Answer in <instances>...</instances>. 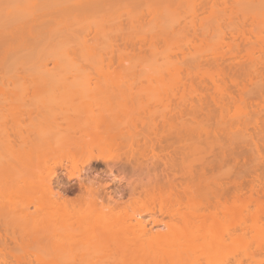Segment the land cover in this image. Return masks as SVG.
<instances>
[{
    "label": "rangeland",
    "instance_id": "1",
    "mask_svg": "<svg viewBox=\"0 0 264 264\" xmlns=\"http://www.w3.org/2000/svg\"><path fill=\"white\" fill-rule=\"evenodd\" d=\"M4 2L0 6V11H2L0 12V17L2 18L0 19V23H5L1 24L2 27L0 29V135L1 133L5 134H2V136H7V139L8 137L12 139L13 135V138H15L14 143H12L13 147L16 138L20 136L21 138L19 140L17 139L18 141L15 144L16 149H13L8 144L9 149H13V153L9 150L8 153H12L10 155L8 153L6 154L4 149V147H8L5 146V143H9V141L3 140L4 143L1 142L0 144L1 147L5 144L2 147L3 151L0 149V156L5 153L7 157H11L8 163L6 161L8 159H5L6 156L0 157V164H2L0 166V219L3 218V222H5L3 223L0 220V223L2 222V225L0 224V234H2V237L5 236V238L3 237L5 240L0 238V258L2 251L6 252L5 248L7 251L8 249L10 250L8 251L10 255L5 254L6 259L3 262L0 259V264H19V261L21 262L20 264H25L26 262H22V260L26 261V259H21L24 256L27 258L30 256L29 264H50L47 258L49 254L46 253L49 251H47L49 246L44 241V238H47V232L49 231L57 233L56 235L58 236L59 234L66 233L68 225L65 217L59 215L60 219L59 217L57 219L56 217L50 216V212H47L49 208L44 193L47 184L45 180L48 179L46 176L50 172V168L57 166L58 174L61 173L60 181L65 185L66 181H68L67 176L56 164H60L62 161L64 163L66 161L65 156L67 155L68 157L73 152L69 147V150H67L66 142L68 137L72 138L88 132L90 133L91 125L93 126L96 123H93L92 119H96V121L97 119H108V121L113 119L116 121L114 118H117V123H119V120H124V123L130 126L128 128L125 127V124H123L125 125L123 128L119 126L123 134L121 136L124 139H127V137L131 138L130 135L134 134L137 135H134V138L138 137L141 139L144 135L148 138L147 136L149 135L146 134L152 135L149 130L154 129V126L157 124L155 128H160L158 131L162 130V135H166L167 137L169 135L168 132L170 133L168 136L169 139H166L170 143L169 145H172V149L165 142L166 139L163 143H166L165 145L167 146L165 150L168 151L170 149V154L174 151L172 155L175 152L178 155L181 152L186 154L184 152H187L186 150L189 146L187 144L188 140H184L185 137L188 139L184 127H179L180 124H178L181 121H186V123L192 122L193 125L207 123L209 125L208 127H210L209 129H212L211 137H218L224 133H229L233 134L232 138L238 134L237 132L234 134L237 127L234 128L233 126L229 129V126L239 121L238 123H241V128L239 127L238 131L242 129L245 136L244 139L242 137V144L240 143L237 146L236 142L234 144L235 147H233L236 149L233 150L236 151L235 155L237 156L238 162L236 161L235 164L233 160L226 159L227 162L224 160L225 162L223 163L227 164L222 165L226 169L234 165L228 169L231 171L229 173L233 178L234 175H237V172L239 176L241 174V180L243 181L240 188L241 192L239 191L241 198L239 197V203L235 204L236 208H238L234 209L236 211L238 210L239 218L241 221L243 220L244 228L242 229L241 238L236 244L227 242L229 245L224 249V253L227 256L236 253L237 258L241 259L240 264H264V0H4ZM45 5L47 6L45 7ZM3 6L4 8H2ZM20 7L24 11H22V14H20ZM12 11L14 14L24 18L23 13L28 14L31 12V14H28V17L26 15L27 18L25 19L27 20L30 17L31 21L34 20L32 23L35 25L33 26L34 28L36 24L40 23L36 29L38 27L40 28H38V32L41 31V35L37 33V30H35L34 35L33 31L35 38L29 43L30 37L28 38L27 35L32 37V33H27L28 27H32V24H28L30 20L19 21L17 19L18 23L15 19L16 24L20 25L22 23L23 26L12 27L15 24V21H12V19L16 16ZM2 16L6 17L4 18ZM8 16L9 18H7ZM31 17L35 19L32 20ZM4 20L6 22L8 20V25ZM24 22L26 23L25 25ZM11 23L13 24L12 26ZM214 23L218 25L216 26V28L218 27L217 29L213 27ZM19 28L21 31H19ZM24 29H26L25 32L23 31ZM212 29L214 30L213 32ZM161 31L163 34H161ZM21 32L23 35L25 33V39ZM44 32L45 35L48 34L47 39L45 38ZM74 34L80 37L82 34L84 38H79ZM125 36H127L126 38L129 41L126 40ZM42 37H44V40ZM26 39H28V43ZM109 39H112L111 41L117 50L121 49L123 51L120 50L122 54L118 52L120 55L114 52L110 65H107L104 57L105 52L102 49L109 44L107 43L106 45ZM124 39L126 43H123L125 42ZM23 40H26V42L24 43ZM34 40H37V42ZM130 41H134L135 43L131 42V44H127ZM140 41L141 46H139ZM32 42L33 44L31 45ZM132 44L134 45L132 46ZM92 48L95 50L92 51ZM97 51V54H99L98 57L95 53ZM103 52L104 54H102ZM38 56L44 57L41 60ZM37 57L38 61L36 60ZM96 57L101 61L100 64H95L98 61H96ZM41 61H45V63L48 61L46 63L48 65V71L45 63L42 64L43 62ZM35 63H39V67L42 68L41 71ZM60 64L66 67L63 70L66 73V78L69 80L63 81L59 77L58 79L60 81L57 79V73H59V68H61ZM34 66L38 68L35 70ZM249 66L251 67L250 69L254 68L258 72L255 76L251 75V78L250 76L243 75L244 73L242 72ZM44 67L46 68L44 69ZM66 69L67 71H65ZM44 72L45 74L47 72L48 75L54 74V76L45 75ZM218 72H223L224 75L221 76ZM71 73L73 74L71 75ZM74 73H78V75L80 73L81 75L78 76ZM42 74L44 75L42 76ZM86 76L89 80L86 79L87 81H84ZM82 77L85 78L82 79ZM256 94H259V101H256V103L250 101L249 97ZM108 97H113L114 99L109 98L108 100ZM30 99L32 102L29 101ZM35 102L40 104H35ZM222 104H225V110L220 106V109L224 111L221 115L219 105ZM190 107H192V110ZM178 108H180L181 113ZM103 114L106 117H101ZM108 115L112 116L111 119H109ZM242 122L244 123L242 124ZM158 123L162 125L160 124L158 126ZM121 124L120 122L117 125ZM152 125L153 128L151 127ZM217 126L223 127V131H219ZM169 127L173 129L171 132ZM176 127L180 128L181 135L183 136L181 137L180 135V142L177 139L174 142L172 140L176 137H173L174 139L170 137L171 134H174L173 132L177 131V129L179 130ZM34 130L36 135L33 133ZM123 131L127 132V135ZM14 132L20 133L16 134ZM141 132L142 134H140ZM8 134L11 136H8ZM239 134L241 135L240 132ZM43 135L47 138L51 137L48 140H54V144H56L55 141H59L60 145L58 142L56 145L59 149L55 147L52 149L47 148L51 147L48 146L49 144L46 145L47 147L35 145L37 150L34 152L35 149L32 147L33 142L30 146L31 149L29 146H25V144L30 143L29 139L39 138L40 140L44 137ZM152 136L159 137L156 134ZM241 136H243V133ZM236 137L238 136H235L233 139H236ZM11 139L10 142H13ZM97 142H93L92 144H97ZM223 142L224 145H227L225 140ZM197 143L200 145L196 144V147L199 146L198 148L201 151L204 142L200 141ZM95 144L92 147L89 145L91 147L90 151H88V148V150L81 152L83 155L80 152L79 154L77 153L79 155L77 158L79 157L81 160L78 158L79 162L77 161L75 164V159H77L75 157L73 172L75 173L77 170L83 172L81 178L94 176L104 183L109 182L108 180L112 179V176L107 175V169L102 164V161H94L89 169L88 166L86 167L85 159L99 156L98 158L103 157L104 159L107 157L109 161L111 160L110 158L114 161V158H116L114 156L118 153L117 157L121 156L119 159L129 154L126 152V147L124 150L121 146L120 150L116 146L101 147L99 145L103 144L101 142L98 145ZM16 145H21L20 151L23 154L21 152L19 154V151L14 152L19 150ZM64 145L65 147H63ZM173 145L175 147L180 146V150H178L179 148H174ZM216 146L213 145L215 148H212V154L215 155L209 153V159L204 155L208 159H204V162L207 161V165L205 163V166L208 167L204 168V162L200 163L202 159L194 161L192 163L191 173L194 170L193 176L199 175L197 169L199 170L200 165L202 167L203 164L201 169L204 168L203 171L205 170L206 174L203 176V171L200 170L202 171V173L199 172L201 174L200 176H203L202 178H206L207 176L212 180H216L215 178H218L217 174H219V178L225 175L227 178L224 176L223 179H217V181L220 183L223 180L221 182L223 185L228 179L225 185H230L232 180H229L231 176L227 174L228 170L227 173L224 172L226 174H223L216 169L219 163L218 161H220L218 153L221 152L218 150L220 148ZM21 147H24V149L29 147V151H24ZM205 147L206 145L204 144V149H206ZM115 149L117 150L115 151ZM204 149L202 150L204 151ZM155 150L157 151V148ZM30 152L32 155L28 154ZM122 152L123 154L125 152L126 155L121 154ZM15 153L16 155L19 154V156H16V159L14 157ZM11 155H14V160L10 161L12 159ZM26 155L30 158L32 156V159L30 161L29 159L27 160L28 157ZM23 157H27L26 160ZM181 157L176 161L178 163L177 166H179V168L176 166L178 169L175 168L177 172H180L178 171L180 169L183 171L184 168L180 165ZM196 158L198 157L196 156ZM22 159L24 162H20ZM116 159L118 160V158ZM210 159L212 160L210 161ZM4 161H6V164H3ZM34 162L36 164L38 162L37 167ZM68 166L69 168L72 167L70 163ZM233 168L235 169L234 172L232 170ZM182 171L181 173L183 174ZM214 173L217 177L213 175ZM182 176L184 177V175ZM182 176L180 182L183 180ZM185 177H187L186 174ZM190 177H187L188 179L186 178L187 180L183 181L192 180L195 183L194 181L198 178L197 176L195 178L193 177L195 180H190ZM202 178L199 177L202 182L200 180H197V182H201L198 185H201L203 188ZM224 179L226 180L224 181ZM212 180L208 183H212ZM75 181L76 179H72L70 183ZM61 183L60 185L63 186ZM117 183H112L111 181L109 189L115 188V185L120 184ZM187 183L192 184V182ZM209 186L211 187L212 185L209 184ZM219 186L220 189L221 184ZM225 188L223 185L220 195L226 191ZM223 189L225 190L224 192ZM212 190L216 191V186ZM211 191L208 192L211 193ZM208 192L203 193L209 195ZM213 193L215 194V192ZM226 193L224 194L226 195ZM203 195L205 194H202V197H198L203 199ZM211 195L209 196L213 199ZM230 205L231 202L227 206L230 207ZM234 209H227V212L230 213L228 215L232 220L234 217L231 214L237 213ZM21 210L24 213L27 211L26 216H29L26 217L28 219L26 220L30 224L25 223L27 226H24L26 230L24 229L23 232L26 231V237L23 236L25 239H21L20 243L19 237L16 236L18 238L16 240L18 241L14 242L15 239L11 241V237L8 238L7 235H18V232L21 231V229L18 231L20 228L18 219L16 218L15 220V216L18 217V213H21ZM227 212L222 215L219 213L217 217L224 215V218L228 220L229 218L225 216ZM150 214L146 213L141 217L142 219L151 218L150 216L153 214ZM121 215L119 218L122 217ZM52 218L57 219V221L53 219V223ZM223 221L226 220L223 219ZM230 221L228 220L227 222ZM6 223H8L7 226H5ZM76 224L74 223V226L78 227ZM225 224L227 225V223ZM225 224L224 226H226ZM228 224L231 225V223ZM230 225L227 226L229 227ZM4 231L7 233L5 234ZM1 243L2 245L4 244L3 247L7 244L4 249ZM21 251L23 257L20 256ZM17 255L18 257H16ZM190 256L193 257L192 253ZM203 257L204 255L202 259ZM63 258L60 259V264L64 260ZM207 258L205 257L204 260H207ZM214 258L216 257H212V259L209 257L207 264H217L219 258H216L217 260ZM202 259L200 261L201 263L203 261ZM209 259L211 260L210 263ZM75 260L79 261V259ZM186 260H188V263L186 261L185 264L196 263L194 260H190V257ZM31 261L33 262L30 263ZM184 261L181 262L184 263ZM160 262L163 264L162 261L158 263ZM79 263L82 264L81 262Z\"/></svg>",
    "mask_w": 264,
    "mask_h": 264
},
{
    "label": "bare ground",
    "instance_id": "2",
    "mask_svg": "<svg viewBox=\"0 0 264 264\" xmlns=\"http://www.w3.org/2000/svg\"><path fill=\"white\" fill-rule=\"evenodd\" d=\"M1 1L4 2V0H0V6H1V4H3V2H1ZM92 1H94V0H92ZM99 1H101V0H99ZM105 1H107V0H105ZM112 1H114V0H112ZM4 4H5V2H4ZM16 5H18V4H16ZM40 5H41V3H40ZM14 6H15V4H14ZM46 6L47 5H45V7ZM21 7L19 8L21 10L20 14H22V11H23L21 9ZM2 8H4V6ZM2 8H1V10H2ZM6 8H7V6H6ZM10 8H11V6H10ZM14 9H16V8H14ZM20 10H18V11H20ZM44 10H45V8H44ZM36 11H33V12H36ZM195 11H196V9H195ZM0 12H2V11H0ZM9 12H11V11H9ZM12 13H13V11H12ZM5 14L7 15L6 11H5ZM28 14H31V12ZM28 14L23 13V16H25V18H27ZM194 14H195V12H194ZM10 15H12V14H10ZM14 15H16V14H14ZM26 15H27V17H26ZM18 16L19 15L14 16V19H12V21H15V19L17 22H18L17 19H19V21L20 20L27 21L28 19L30 20V17L26 20L24 17L19 16V18H18ZM29 16H32V15H29ZM2 17H4V16H2ZM33 17H35V16L33 15ZM7 18H9V16ZM0 19H2V18L0 17ZM31 19H32V17H31ZM33 19H35V18H33ZM37 19H38V17H37ZM16 21H15V24L17 23ZM33 21L30 20L29 21L30 23H28V24L31 25L33 23ZM7 23H8V20H7L6 24ZM1 24H5V23H0V29L2 27ZM15 24L13 25L11 23V26L13 25L12 27H14V26L22 25V23L20 25L19 24L15 25ZM25 24L26 23L24 22V25ZM39 24H36V27ZM29 25H26V26H29ZM41 25H43V24H41ZM213 25H214L213 27L215 29L218 28V27L216 28V26H218L217 24L214 23ZM33 26H35V25L32 24V27L30 28V26H29L27 29L28 34L32 33V37L27 35L28 38L30 37L29 43L31 41H33V39L35 38L33 36V31H34V35L36 32L35 30H37V33H40V35H41V31L38 32L39 27L36 29V27L34 28ZM210 28H212V27L210 26ZM31 29H32V32H31ZM162 29H163V27H162ZM213 29H212V32L214 31ZM19 31H21L20 28H19ZM23 31L25 32L26 29H24ZM22 32H21V34L23 35ZM76 33H77V31H76ZM77 34H74V35L76 36ZM161 34H163V32ZM164 34H165V32H164ZM44 35H45V32H44ZM47 35H45L46 39H47ZM77 36L79 38H82V39L84 38V35H82V34H81V37L79 35H77ZM23 37H24V39L26 38L25 33H24ZM126 37L127 36H125V38ZM20 38H21V36H20ZM42 38L44 40V37H42ZM74 38H76V37H74ZM79 38H77V39H79ZM121 39H123V38H121ZM26 40L28 43V39H26ZM26 40H23L24 43L26 42ZM111 40L110 39L107 40L106 45H107V43H109V44L105 47L106 49L105 48L102 49L103 47L101 48L105 52V54H104V52L102 54H104L107 65H110V63H111L110 61H111V59H113L112 55L114 54V52L120 53L121 51H123L121 49L117 50V48H115L114 43ZM126 40H128V38H126ZM126 40L124 39L125 42H123V43H126ZM34 41L37 42V40H34ZM131 42L135 43L134 41H130V43L127 42V44H131ZM32 44H33V42L31 43V45ZM34 44H36V43H34ZM38 44H40V43H38ZM139 44H140L139 46L142 45L141 41L139 42ZM133 45L134 44H132V46ZM29 46H30V44H29ZM32 47H34V46H32ZM94 50L95 49H93L92 51H94ZM249 51H251V50H249ZM95 53L97 54L98 51ZM119 53H118V55L122 54V53H120V54ZM98 55L99 54H97L96 56L98 57ZM101 56H100V58H101ZM38 57H40V56H38ZM38 57L36 59L37 61H38ZM42 57H44V56H41L40 59ZM97 57H96V61L98 60ZM101 60H102V58H101ZM98 61L95 64L101 63V61H99V63H98ZM41 62H43V61H41ZM41 62H39V63H41ZM39 63L38 64L35 63V65H37L39 67ZM44 63H45V61L42 64H44ZM46 63H45V65H46ZM33 65H34V62H33ZM47 66L48 65H46V67ZM46 67H44V69ZM60 67L61 68H59V71L57 70L59 73H57V76L55 75L57 77V79L59 77L63 81L69 80L66 78L67 77L65 75L66 73H64V70H63L66 67L61 66V64H60ZM251 67H252V65H251ZM251 67L249 66L248 67L249 69L247 68L248 70L247 69L243 70L242 72L244 74L243 73L242 74L247 76V77L250 76V78L252 76L257 75L258 72L256 71V69H254V68L250 69ZM37 68L35 67V70ZM41 69L42 68H40L39 70L41 71ZM47 71H48V67H47ZM60 71H61V73H60ZM65 71H67V69ZM218 73H220V72H218ZM44 74H45V72H44ZM44 74H42V76ZM46 74H47V72H46ZM61 74H64V75H61ZM72 74L73 73H71V75ZM220 74H221V76L224 75L223 72ZM58 75H61V76H58ZM67 75H69V74H67ZM75 75H78V73H76ZM80 75L81 74L79 73L78 76H80ZM50 76H54V74H52ZM84 78L82 77V79H84ZM86 79H88L87 76H86L84 81H87ZM58 80L60 81V79H58ZM63 81H61V82H63ZM258 95L259 94H256L252 97L250 96L249 100L256 103V101H259V99H260L258 97ZM109 98H113V97H108V100H109ZM108 100H107V103H108ZM5 101H6V99H5ZM29 101L32 102L31 99ZM38 102H39V100H38ZM37 103L35 102V104H37ZM107 103L105 102V104H107ZM38 104H40V103H38ZM224 105L223 104L219 105V109H220V106H222L223 110H225ZM23 106H25V105L23 104ZM190 108L192 110V107H190ZM178 110L180 112V108H178ZM221 110L222 109H220V114L221 113L223 114L224 111L223 110L221 111ZM109 115H113V114H109ZM104 116L106 117V115H104V114H103V116L101 115V117H104ZM111 117L112 116H109V119H111ZM176 117H177V115H176ZM114 119L117 121V118H114ZM112 120L108 121V119L107 120L97 119V121H96V119L95 120L92 119L93 123L94 122H96V123H94V124L92 123L93 126L91 125V129H90L91 132L90 133L88 132V133L78 135V136H75L72 138L68 137V140L66 142L67 150H69V148H70L73 152L71 151L72 152L71 155H69V153H68V155H69L68 157H67V155L65 156L66 161L64 163H63V161L61 162V160H60L61 163L59 162L60 164L55 163L56 165L59 166V169L61 168L63 170V173L66 174V176H67L68 181H66L65 185L63 183H61V181H60L61 180V175H60L61 173L58 174L57 166H53L52 168H50L51 170L47 168L48 170H50L48 175L51 176V177L48 175L46 176V177H48V179L45 180V182L47 181L46 182L47 184L44 182L46 184V186L44 184V186H45L44 193L46 195V199H47L46 203H48V208H49L47 212H50L51 215L50 214L49 215L54 217V218L56 217L57 219H58L59 215L65 217V220H66L67 225H68V228H67L68 230L66 231V233H62L61 235L59 234V236L56 235L57 233H55L53 231L47 232V238L45 237L46 235L44 234L45 235L44 241H46L48 246H49V248L47 249V251L48 250L49 251L46 253L49 254L47 258L49 259L50 264H58V263L60 264L59 261L63 257H64L63 258L64 260L62 261L61 264H63V262H65V261H66L65 264H75V263L78 264L79 262H81L82 264H160L161 262L158 263L159 261H162L163 264H178L179 262H181L183 260H185L184 263L183 262H181V263L185 264L186 261L188 263V260H186V259L189 257H190V260H194L196 262L195 263L194 261H192L195 264H202V263L207 264L208 263L207 260L209 257H211V259H212V257L219 258V260H218L219 263L217 261V264H240L241 259L237 258L236 253H234V254L232 253L231 255L229 254L230 256H227L224 253L225 252L224 249L226 248V246L229 245V244H227V242L228 243L232 242V243L236 244L237 241H239V239L241 238V235H242V231H243L242 229L244 228V226H243L244 224L242 222L243 220L241 221V219L239 218V216H240L239 212H238V210L236 211V209L238 207L236 208V205H235V204L239 203L238 202L239 197H240L239 191H240V188H241L242 183H243V181L241 180L242 177H241V174L239 176V174L237 172L239 170L236 171L237 175L236 176L234 175V178L230 175L231 171L228 170L229 168H232L234 166L233 163L236 164V161H237V156L235 155L236 151H234L236 149L233 148V147H235L234 144L237 142V146H239V144L243 141L242 137L244 139V136H245L242 129H239V131H238V128L240 127L241 123H238L239 121L236 123H233V124L230 123L232 126H229V129L232 128L233 126H234V128L237 127L234 134H236V132L239 134V132H240L242 135V133H243V136H241L240 134L234 135L233 138H235V136H238V137H236V139H233L232 138L233 134H229V133L228 134L227 133L222 134V136L224 135L225 137L224 136L222 137L220 134L219 135L221 137L218 136L219 138L215 137L214 135H213L214 137H211L212 136V132H211L212 129L211 130L209 129L210 127H208L209 125L207 123H199V124L197 123L196 125H193L192 122L186 123V121L185 122L179 121L180 122V123H178V124H180L179 127H181V126L184 127V130L186 132V136L188 138V139H186V137H185L184 140L185 141L188 140L187 144L189 145L188 149L186 150L187 152H184L186 154H183V152H181L179 154L182 156L181 157L176 152L174 155H172L174 153V151L172 152V150H171L172 154H170L169 153V150H170L169 147H168V149H169L168 151L165 150V149H167L166 148L167 146L165 145L166 143H163V141L166 138L169 139L168 136L170 135V133L168 132L169 135L167 137H166V135H162L161 133L163 131L162 130L158 131V129L160 130V128H155V126L157 125L156 123H155L156 125L153 124V125H155L154 129H152L153 128V125H152L151 126L152 128L150 127L152 130H149V131L151 132L152 135L156 134V136H159V137H155V136L153 137L150 134H146V135L150 136V138H149V136H147L148 138H146V136L143 133L144 137H141V139H139L138 137L134 138L133 136L134 135L137 136L136 134H134V135L128 134L131 136V138L127 137V139H124L121 136L123 134L120 131V129H121V127L123 128L125 125H126L125 127H127V128L130 126H127V124L124 123V120L123 121L119 120L118 121L119 123H117L114 120L112 121ZM164 121L166 122V120H164ZM120 122L122 124L117 125V124H120ZM243 123L244 122H242V124ZM123 124H125V125H123ZM160 124L158 126H160ZM119 126H121L120 129H119ZM163 127H164V125H163ZM172 127H175V126H172ZM179 127H176V128H179ZM217 127L219 128V131H221V132L224 129L223 127H220V126H217ZM162 129H164V128H162ZM153 130H155V131H153ZM169 130L171 132V130H173V129L171 127H169ZM157 132H159V133H157ZM175 132H173L174 134H171L170 137H172V138L176 137L175 139L173 138L174 140H172V141L176 142L178 140L180 142L181 141V140H179L180 135H181L180 128H179V130L177 129V131H175ZM14 133H16V132H14ZM14 133H12V134H14ZM17 133H20V132H17ZM33 133H34V135H36L35 130ZM33 133H31V134L33 135ZM123 133L124 134L126 133V135H127V132L123 131ZM2 134L3 133H1V135H0L1 138L3 137L2 140H0V144H1V142L4 143V141L7 140V141H9V143H5L6 145L5 144L4 145L7 147L9 144V146H11L13 149H16L15 144L21 138V136L19 138H16V142L14 144L15 148H14L12 146L13 145L12 143H14V141H15V138H13L14 136L12 135V139L10 137L11 141H13V142H10L9 137H8V139H9L8 140L7 136L6 137L2 136ZM16 134H15V136H17ZM140 134H142V132ZM3 135H5V134H3ZM143 135H141V136H143ZM172 135H174V136H172ZM8 136H11V135L8 134ZM161 136H163L164 138ZM239 136H240V139H239ZM53 137H52V140H53ZM151 137H153V138H151ZM181 137H183V136L181 135ZM26 138H27V136H26ZM46 138L47 137L44 136L40 140H39V138H34V139L32 138L31 140L29 139L30 145L25 144V146L27 145L30 147L34 143L32 145V147L35 149L34 152L37 150V148H35V145L36 146L41 145V147H47L46 145L49 144L48 146H51V147H47V148L52 149L55 147L56 149L57 148L59 149V147H56L57 142L60 145L59 141H57V142L55 141L56 144H54V140L53 141L48 140V138L51 139V137H48L47 139ZM167 139L165 140V142H167ZM224 140L226 141L227 145L226 144L224 145V142H223ZM96 141H98V142H97V144L94 143L95 145H98L100 142L103 143V144H99V145H101V147L102 146H116V147L120 148V150H121V146L124 150L126 147V150H127L126 152L129 154L128 156L119 159L121 156L117 157V155L119 154L118 153L116 156H114V157L118 158V160L116 158H114L115 160L113 161L112 158H110L111 163H110L109 159H107V157H105L103 159V157L98 158L99 156H96L95 158L92 157L94 159H92V158H86L85 159L86 167L88 166L89 169L92 166L94 161H102V164H104L105 168L107 169V175L112 176V179L108 180L109 182L104 183V182H102V180H99L98 178H96L94 176L93 177L87 176V177H84L85 178L84 179V178H81L83 175L82 174L83 172H79V170H77V172H75V173L73 172L74 171L73 166L77 163V161L79 162V160H81L79 157H78L79 160L77 158V156H79L78 155L79 152L80 153L84 152L85 150H88V148H89L88 151H90L92 145H94L92 143L96 142ZM200 141L204 142V144L206 145L205 148L206 149L208 148L207 150L204 149V144H202L203 145L202 149H204V151L202 149L200 151L198 148L199 146L196 147V144L197 145L199 144L197 142H200ZM174 142H173V144H174ZM228 142H229V144H228ZM26 143H27V141H26ZM20 144L23 145L22 143H20ZM169 144L170 143H168V146H170V148L172 149V145H169ZM4 145H2V147H4ZM89 145H91V147ZM213 145L216 146L217 148H220L218 150L221 151L218 153L220 161H218L219 163L217 165L219 167L217 166L216 169L219 170L220 173L222 172L223 174H226L227 170H228L227 174H229L231 176V178H229V180L230 179L232 180L230 185H225V182H227L228 179L227 180L224 179V181L225 180L226 181L224 182L223 185L226 187L225 188L226 191L223 189V192L224 191H225L224 193L227 192L226 195L222 192H221L222 195H220V191H222V188H223V185L221 183L223 180L220 181V183H219V181H217V179H220V180L223 179V177L225 175L222 174L223 175V176L221 175L222 178H219L220 176H219V174H217L218 178H215L217 176H215V173H214L213 175L215 177H213V178H215L216 180H212L211 178H209L207 176H206V178L204 177L205 179L202 178L206 174V171L204 170L205 171V173H204L203 169L205 167H208V166H205V163L207 161L206 162H204V161L207 159L206 157L209 156L208 155L209 153L210 154L213 153L212 150L215 148V147H213ZM9 146L7 147L8 150H6L7 148L4 147L6 154L9 152V150L11 152L13 150L12 148L9 149ZM16 146L18 147L17 149H19V150L14 151V152L19 151V154H21L22 152L20 151V146L19 145H16ZM133 146H134V148H133ZM135 146H136V148H135ZM0 147H1V145H0ZM2 147L0 148L1 150H2ZM24 147H21V148L24 149ZM29 147H27V149L25 148L24 151H27L29 149ZM60 147L62 148V146H60ZM63 147H65V145ZM179 147L174 146V148H176V149ZM156 148H157V151L155 150ZM189 148H190V150H189ZM217 148H216V151H217ZM30 149H31V147H30ZM64 149L66 150V148H64ZM107 149H110V148H107ZM185 149H183V150H185ZM1 150H0V153H1ZM116 150L117 149H115V151ZM178 150H180V148ZM188 150H189V152H188ZM11 152L8 154L10 155L13 153V152L12 153ZM31 152H32V150H31ZM31 152L28 154L32 155ZM34 152H33V154H34ZM5 153H4V155H1V156L7 157V155ZM85 153H87V152H85ZM19 154L16 155V153H15L14 154L15 156L11 155L12 159H10V161L14 160L13 156L16 159V156H19ZM81 154L83 155V153H81ZM121 154H123V152ZM123 155L124 156L126 155L125 152ZM177 155L179 157H181V161H180L181 164H180V162H179V164L182 165V167H184L183 171L181 169L178 170L180 172L176 171V169L179 168V166H177L178 163H176L177 159L179 158ZM212 155H215V154H212ZM24 156H25V152H24ZM196 156L198 158H196ZM6 157H5V159H8V160H6L8 163L9 158H11V157H9V156L7 158ZM27 157L26 158H27V160L29 159V161H30V159H32V156H31V158L29 156H27ZM75 157L77 159H75ZM209 157H208V159H209ZM217 157H218V155H217ZM23 158H25V157H23ZM26 158L24 160H26ZM17 159H18V157H17ZM74 159H75V164H74ZM212 159H210V161ZM226 159L233 160V163L231 161L233 166H231L227 169H226V167L224 168V166H223V165L227 164V163L226 164L223 163L226 161ZM24 160L22 159V161H20V162H24ZM199 160H201L200 163L204 162L203 163L204 168L201 169L203 167V164H202V167L200 165V169L199 170L197 169L198 174H199V175H197L198 176L197 180L201 181V179H199V177L202 178V180H203L202 186L204 185L203 188L201 187V185H198L202 181L198 183L196 180V181H194L195 183H193V181L191 180V179H194L195 177H197V176H195V177L193 176L194 170L191 173L192 163H194V161H199ZM6 161H4L3 164H6ZM35 162H34V164H36ZM69 163L72 166L71 168H69V166H68ZM37 164H38V162H37ZM37 164H36V167H37ZM196 164H197V162H196ZM1 165L2 164H0V166ZM206 165H207V163H206ZM213 165L215 166V164H213ZM176 166L178 168H176ZM234 168L232 169L233 172L235 170ZM200 170L203 171V174H202L203 176H200L201 174L199 172L202 173V171H200ZM213 170H214V168H213ZM181 171L183 172V174L181 173ZM38 172H39V170H38ZM224 172H226V173H224ZM35 173H37V171H35ZM185 174L188 178L191 175L194 178L191 176L190 177L191 181H189V180L183 181V180L188 179L187 177H185ZM196 174H194V175H196ZM41 175H42V172H41ZM182 175H184V177ZM229 175H228V177H229ZM181 176L183 177L182 182H180ZM46 177H44V178L46 179ZM178 177H179V179H178ZM225 177L227 178V176H225ZM207 178H209V179H207ZM72 179H76V181L70 183V180H72ZM210 180H212V183H208ZM111 181H112V183L118 182L117 184H119V183L120 184L115 185V188L109 189ZM185 182H186V184H185ZM187 182H192V184L187 183ZM60 183L63 184V186L60 185ZM209 184H211L212 186L210 187ZM219 184H221L220 189H219V187H220ZM227 184H229V183H227ZM214 185L216 186V189H217L216 191L212 190V188L213 189L215 188ZM217 186H218V188H217ZM229 187H231V188H229ZM228 190H229V192H228ZM208 191H211V193H209ZM203 192H206V193L208 192L209 195L212 194L211 197L213 199H211L208 194L203 193ZM213 192H215V194ZM216 193H217V195H216ZM202 194H205L208 198L205 195H203V199L199 198L198 196L202 197ZM227 199H229V201H227ZM227 202H228V204H227ZM229 202H231L230 207L227 206V205H229ZM229 208L232 210L234 208H236V209H234V211H236L237 213H233L232 211H230L233 213V214H231V216L234 217V219H236L235 221H234V219L232 220V218H230V216L228 215V214H230L229 212H227L229 210ZM22 210H21V213L19 212L20 214L18 213V215H19L18 217L15 216V220L17 218L18 222H19V223L18 222H16V223H18L20 226L18 231H20V229H21V231L18 232L19 233L18 235L17 234L16 235L15 234L10 235V236L7 235L8 238L11 237L10 238L11 241H13V239H15L14 242H17L18 240H16V239H18L17 237H19L20 243H21V239L24 240L26 237V234H25L26 231L23 232L25 229L24 226L26 227L27 224H30V223H28V221H27L28 219L26 218L27 216H29V215L26 216L27 211L24 213V211L22 212ZM217 212H219L220 215L227 212L226 213L227 215L225 214V216H227V218H229L228 219L229 221L231 219V221L227 222L228 220L224 218V215L220 216V217L218 216L220 218L219 219L217 217V215L219 213H217ZM146 213H149V214L151 213L153 215L150 214L151 218L148 217L147 219H145V218L142 219L141 216L143 214H146ZM29 214H31V212H29ZM120 215L122 217L119 218ZM114 216H115V218H114ZM7 217H9V216H7ZM54 218H52L53 223H54V221H57V219L55 220ZM53 219H54V221H53ZM59 219H60V217H59ZM223 219L226 221H223ZM0 220H2V222L4 221L3 218ZM29 222H31V221H29ZM33 222H34V220H33ZM224 222L227 223V225H230L228 223H231V225L228 227ZM3 223H5V222H3ZM25 223H27V224H25ZM74 223H77L76 225H78V227L77 226L75 227ZM7 224L8 223H6L5 226H7ZM224 224L226 226H224ZM226 227H228V229H226ZM27 232H28V230H27ZM6 233L7 232H5V234ZM1 235L2 234H0V238H2V239H3V237L5 238V236L2 237ZM23 236H25V237L23 238ZM228 239H229V241H228ZM3 240H5V239H3ZM46 242H44V243H46ZM2 243H1V246L3 247L4 244L2 245ZM6 245L3 247V249L6 247ZM8 245H9V242H8ZM24 246H26V245H24ZM22 250H23V248H22ZM5 251L6 252L2 251V256L0 258L2 260V262L6 259L5 254L10 255V252H8V251H10L9 249L7 251L5 248ZM191 253H192L193 257L190 256ZM203 255H204V257L202 259ZM20 256L23 257L22 251H21ZM16 257H18V255ZM21 257H19V258H21ZM29 257L27 258L24 256L23 258H21V259H26V261L22 260V262H26L25 264H29L28 263L30 260ZM197 257H199L200 260H199V258L197 259ZM205 257L206 258L208 257L207 260H204ZM216 258H214V259H216ZM75 259H79V261L75 260ZM201 259L203 260L202 263L200 262ZM32 262L33 261H31L30 263H32ZM197 262H199V263H197ZM210 262H211V260L209 259V263ZM20 263L21 262L19 261V264ZM181 263H179V264H181ZM190 264H192V263H190ZM253 264H257V263H253Z\"/></svg>",
    "mask_w": 264,
    "mask_h": 264
}]
</instances>
